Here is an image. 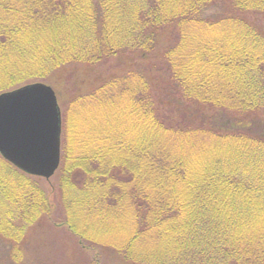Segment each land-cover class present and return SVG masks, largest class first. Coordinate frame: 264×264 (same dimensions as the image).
<instances>
[{
	"label": "trees",
	"instance_id": "1",
	"mask_svg": "<svg viewBox=\"0 0 264 264\" xmlns=\"http://www.w3.org/2000/svg\"><path fill=\"white\" fill-rule=\"evenodd\" d=\"M127 54L141 62L93 88L56 85L67 65ZM39 81L59 100L61 161L44 178L0 154L10 258L49 219L93 264L107 249L264 264V0H0V93Z\"/></svg>",
	"mask_w": 264,
	"mask_h": 264
},
{
	"label": "water",
	"instance_id": "2",
	"mask_svg": "<svg viewBox=\"0 0 264 264\" xmlns=\"http://www.w3.org/2000/svg\"><path fill=\"white\" fill-rule=\"evenodd\" d=\"M62 116L53 87L33 82L0 93V154L20 170L50 178L61 161Z\"/></svg>",
	"mask_w": 264,
	"mask_h": 264
},
{
	"label": "rangeland",
	"instance_id": "3",
	"mask_svg": "<svg viewBox=\"0 0 264 264\" xmlns=\"http://www.w3.org/2000/svg\"><path fill=\"white\" fill-rule=\"evenodd\" d=\"M168 34L173 37L175 33L171 28H167V30L164 31V35L168 39H171ZM162 49L163 44L160 45L157 51ZM146 60L149 63L157 61V58L155 55H151ZM140 62L141 60H137L134 55L127 54V56L124 55L122 58H114L107 64L91 65L87 63H75L67 65L56 73L55 76L59 77V80H56L58 83L55 84L59 87L61 86L62 90L65 89L66 94L70 96L73 92V88L76 86H78L77 88L80 90L93 88L106 80L109 76L120 74L130 67H135ZM153 70V74L162 76V78H160L161 80H168V75L165 71L163 75L162 70H155V68ZM44 182L51 196L50 201H54L53 198H55V201H58V196L56 195L58 191L54 179ZM5 207L4 204L0 203V211ZM257 214L259 220L263 221L264 209ZM53 223L54 222L49 219L41 220L30 229L17 262L10 258L8 244L0 236V264H93L90 261L89 253L80 249L78 245L76 246L71 236L64 228H58V226ZM100 263L126 264L125 261L121 260L119 257H115L108 249L107 251L105 250Z\"/></svg>",
	"mask_w": 264,
	"mask_h": 264
}]
</instances>
